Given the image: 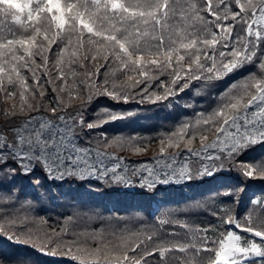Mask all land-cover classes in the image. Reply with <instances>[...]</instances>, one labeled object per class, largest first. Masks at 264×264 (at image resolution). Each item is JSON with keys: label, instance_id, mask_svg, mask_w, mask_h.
Instances as JSON below:
<instances>
[{"label": "snow or ice", "instance_id": "obj_1", "mask_svg": "<svg viewBox=\"0 0 264 264\" xmlns=\"http://www.w3.org/2000/svg\"><path fill=\"white\" fill-rule=\"evenodd\" d=\"M234 73L240 79L220 92L211 111L160 136L148 160L129 162L108 150L143 155L142 138L88 135L135 114L102 109L88 120L87 108L100 96L163 102L193 90L199 95ZM0 97L12 101L0 109V176L9 180L17 168L28 176L36 167L50 180L95 178L152 192L233 168L264 180V159L238 160L264 149V0H0ZM185 152L199 160L195 171ZM251 204L242 219L230 207L211 213L223 232L180 219L132 231L105 227L97 215L88 218L100 229L77 230L67 217L58 231L41 233L33 228L32 203L17 191H0V236L74 264H264V198ZM166 225L172 230L164 231ZM0 264H32V258L0 256Z\"/></svg>", "mask_w": 264, "mask_h": 264}, {"label": "trees", "instance_id": "obj_2", "mask_svg": "<svg viewBox=\"0 0 264 264\" xmlns=\"http://www.w3.org/2000/svg\"><path fill=\"white\" fill-rule=\"evenodd\" d=\"M238 79H240L239 73H234L231 78L216 82L213 88L205 89L199 95L193 90L170 97L168 101L156 103L147 101L138 103V100H132L124 104L100 96L88 106L86 112L88 120L95 119V114L102 109L117 113L130 111L135 114L124 120L107 123L88 135L94 138L98 133L104 132L109 137L137 136L148 146V151L143 155H133L130 151H121L117 147L108 150L130 160L148 159L158 152L160 136L173 131L181 121L194 119L197 113L211 111L220 92ZM157 93L162 94V90H157ZM52 97L53 94L49 91L45 103L52 100ZM16 102L18 103V97ZM11 103V100L4 101L0 97V109ZM185 105L189 106L185 107ZM8 135L10 138L11 134ZM212 138L209 136V140ZM193 147H199L198 139L194 141ZM170 151L177 150L170 149ZM262 159H264V149L259 147L238 157L239 161L246 162H259ZM188 164L195 171L199 167V160L190 158ZM9 166L17 168L12 162H9ZM133 179L138 180V177ZM37 180L39 183H34ZM0 191H17L19 200L32 203L30 215L34 221L33 228L34 231L41 233L53 228L58 231L67 217H73V227L77 230L85 225L90 226V229H100L102 225L99 221L88 218L97 215L103 218L105 227L127 226L132 231L140 228H157L159 220L180 219L187 221L194 228L216 226L218 231L223 232L224 226L219 224L217 217L211 213H220V209L230 207L237 217L242 219L254 199L264 198V180L245 178L233 168L231 171H218L210 177L194 175L190 182L171 183L152 192L140 187H124L95 178L80 180L66 177L63 180H50L41 167H36L28 176L20 175L19 168L17 175L11 180L6 176H0ZM226 191H231L233 195H223ZM77 212L80 215L74 216L73 214ZM170 230L172 226L166 225L164 231ZM175 230L183 233L180 227H176ZM213 234V232L208 233L209 236ZM0 256L12 259L30 256L32 264H74L66 257L35 253L29 247L10 242L5 236H0ZM150 259L155 262L159 257L154 256Z\"/></svg>", "mask_w": 264, "mask_h": 264}, {"label": "rangeland", "instance_id": "obj_3", "mask_svg": "<svg viewBox=\"0 0 264 264\" xmlns=\"http://www.w3.org/2000/svg\"><path fill=\"white\" fill-rule=\"evenodd\" d=\"M216 151H217V150H212V149L209 150L210 153H213V152H216ZM185 157H187V163H188V160H189L190 158H193V157L189 156V155L187 154V152H185ZM148 159H149V158H148ZM148 159H143V160H130V159H129V162H141V161H145V160H148ZM178 161H179L180 164H183V163H185V158H183V157H178Z\"/></svg>", "mask_w": 264, "mask_h": 264}]
</instances>
